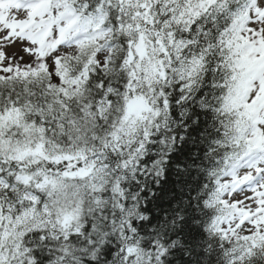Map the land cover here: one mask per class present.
<instances>
[{"label": "snow or ice", "instance_id": "1", "mask_svg": "<svg viewBox=\"0 0 264 264\" xmlns=\"http://www.w3.org/2000/svg\"><path fill=\"white\" fill-rule=\"evenodd\" d=\"M0 264H264V0H0Z\"/></svg>", "mask_w": 264, "mask_h": 264}]
</instances>
